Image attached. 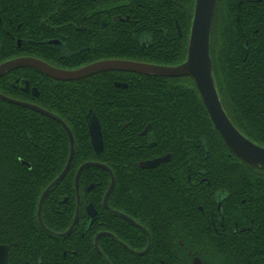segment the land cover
<instances>
[{
    "label": "flooded vegetation",
    "instance_id": "af4514ba",
    "mask_svg": "<svg viewBox=\"0 0 264 264\" xmlns=\"http://www.w3.org/2000/svg\"><path fill=\"white\" fill-rule=\"evenodd\" d=\"M216 2L218 90L246 94L249 129L264 134V0ZM187 6L0 0V264H264V169L238 177L233 154L222 169L209 142L185 153L190 76L61 79L30 63L180 65Z\"/></svg>",
    "mask_w": 264,
    "mask_h": 264
},
{
    "label": "water",
    "instance_id": "95a60500",
    "mask_svg": "<svg viewBox=\"0 0 264 264\" xmlns=\"http://www.w3.org/2000/svg\"><path fill=\"white\" fill-rule=\"evenodd\" d=\"M217 0H195V10L189 37L186 60L177 66H158L134 61H105L90 65L80 71L62 72L38 62H30L46 73L61 79H71L99 70H123L159 76H190L193 78L214 128L229 149L242 161L264 169V147L253 142L233 123L224 107L218 90L211 55V35ZM193 51L198 64L197 75L191 74L186 65ZM90 132L94 147L102 146V133L97 120L90 121ZM94 164V163H93Z\"/></svg>",
    "mask_w": 264,
    "mask_h": 264
},
{
    "label": "trees",
    "instance_id": "16d2710c",
    "mask_svg": "<svg viewBox=\"0 0 264 264\" xmlns=\"http://www.w3.org/2000/svg\"><path fill=\"white\" fill-rule=\"evenodd\" d=\"M187 7L188 8L184 11V43L180 48L181 56L184 61L187 58L189 37L195 10V0H188ZM157 17L158 14H156V21H158ZM214 36L215 33L214 30H212L211 55L213 60V67L215 69L213 55ZM173 59H175V54H173ZM222 97L223 96H221V98ZM247 99L248 96H246V94H244L243 92L236 93L234 88L228 87L227 95H224V98H222V102L224 104V107L226 106L225 108L230 118L237 125L241 126L242 130L244 131V133H246L247 136L260 143H264V134L252 132L249 129V118L246 117L249 112V104H247ZM166 100H162L161 103L157 104V111L166 110V108L168 107V102H163ZM254 105L257 108L256 111H260L262 103L259 101L258 104L254 103ZM178 122H180V120H178ZM172 123L174 124V120H172ZM208 142L210 143V147L215 149V152L213 151V156L219 157L222 169L228 168L226 163L230 159L228 154L232 153L233 157L237 161V166L235 168L234 174L238 177L244 178L248 175L247 171L245 170L247 163L242 161L229 149L220 134L214 128L194 80L190 77L184 78V151L185 153H188L190 157L193 156V159H195L197 158L195 156L197 154L196 151H202L201 146L203 144H206L207 146ZM206 146L204 149L207 150Z\"/></svg>",
    "mask_w": 264,
    "mask_h": 264
},
{
    "label": "snow or ice",
    "instance_id": "6c2138e0",
    "mask_svg": "<svg viewBox=\"0 0 264 264\" xmlns=\"http://www.w3.org/2000/svg\"><path fill=\"white\" fill-rule=\"evenodd\" d=\"M185 66L188 67L189 72H191V74L197 75V73H198V64H197V60H196L195 51H193L192 59L189 62H187Z\"/></svg>",
    "mask_w": 264,
    "mask_h": 264
}]
</instances>
